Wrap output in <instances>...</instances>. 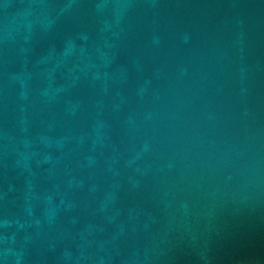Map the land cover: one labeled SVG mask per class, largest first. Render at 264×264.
Wrapping results in <instances>:
<instances>
[{"label":"water","instance_id":"obj_1","mask_svg":"<svg viewBox=\"0 0 264 264\" xmlns=\"http://www.w3.org/2000/svg\"><path fill=\"white\" fill-rule=\"evenodd\" d=\"M0 264H264V0H0Z\"/></svg>","mask_w":264,"mask_h":264}]
</instances>
